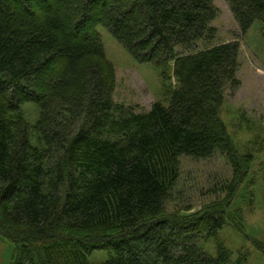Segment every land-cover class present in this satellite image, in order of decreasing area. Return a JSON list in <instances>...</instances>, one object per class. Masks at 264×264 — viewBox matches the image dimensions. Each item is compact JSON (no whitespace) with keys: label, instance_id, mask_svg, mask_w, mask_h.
I'll return each instance as SVG.
<instances>
[{"label":"trees","instance_id":"16d2710c","mask_svg":"<svg viewBox=\"0 0 264 264\" xmlns=\"http://www.w3.org/2000/svg\"><path fill=\"white\" fill-rule=\"evenodd\" d=\"M45 1L0 0V239L11 245L8 264H247L248 255L233 261L220 241L214 256L202 245L228 226L243 232L236 199L254 161L221 119L240 46H210L216 0H55L32 10ZM226 2L243 35L264 28V0ZM101 28L138 63L164 78L174 72L167 101L137 113L113 100L115 68ZM27 105L39 111L36 122ZM216 156L231 167L215 189L224 199L196 214L168 212L181 160ZM102 252L107 258L97 260Z\"/></svg>","mask_w":264,"mask_h":264},{"label":"rangeland","instance_id":"374dc122","mask_svg":"<svg viewBox=\"0 0 264 264\" xmlns=\"http://www.w3.org/2000/svg\"><path fill=\"white\" fill-rule=\"evenodd\" d=\"M51 2L55 6V0H49L43 6L32 5L31 8L33 11L51 9ZM214 6L218 15L210 26L214 36L210 46L228 43L240 46L237 84L226 92L221 119L240 154L252 153L254 161L236 199L244 211L243 232L228 226L217 239L202 245L214 256L220 241L232 252L233 261L240 255H248L247 264H264V254L252 243L253 238L264 243V28L258 24L243 35L226 0H216ZM63 14L66 18L70 16L67 12ZM100 31L106 57L115 68L117 82L113 100L137 113L149 111L155 102L167 101V89L178 86L174 72L164 78L159 67L138 63L107 30L101 28ZM177 52L180 54L182 50ZM24 111L31 122L37 121L39 111L35 106L27 105ZM180 170L181 178L171 196L168 212L178 208L190 211L184 215L196 214L224 199L222 190L221 194L215 192L221 183L231 178V167L222 156L202 162L185 158L181 160ZM11 256V245L0 239V264H8ZM94 256L97 260L107 258L104 252Z\"/></svg>","mask_w":264,"mask_h":264}]
</instances>
